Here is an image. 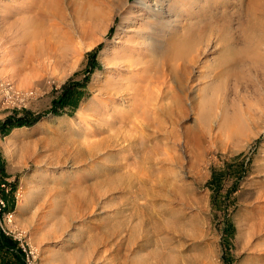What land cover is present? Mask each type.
<instances>
[{"label":"rangeland","instance_id":"obj_1","mask_svg":"<svg viewBox=\"0 0 264 264\" xmlns=\"http://www.w3.org/2000/svg\"><path fill=\"white\" fill-rule=\"evenodd\" d=\"M61 1L59 30H45L38 50L51 66L34 63L32 70L28 60H20L23 86L0 95V122L7 120L0 128V230L21 249L26 264H85L86 259L89 264H264V121L254 108L264 99V0H220L214 30H205V37L213 32L214 39L193 66L197 78L218 63L243 60L238 71L251 74L252 83L235 85L222 76L211 84L202 78V89L191 94L193 110L207 115L203 135L187 104L175 126L179 142L165 139L164 128L154 131L156 121L142 129L154 136L159 152L168 148L170 158L158 153L155 162L153 153L142 171L118 177L105 165L122 162L123 152L107 153L104 144L91 157L84 140L100 136L84 135L79 114L94 124L92 108L107 78L101 50L118 22L110 20L117 5L133 0ZM81 28L87 32L83 37ZM91 39L97 41L87 48ZM2 73L0 84L7 85ZM67 80L77 85L62 107L50 111ZM36 114L40 117L30 125L14 123ZM160 120L169 126L168 115ZM188 127L196 131L187 132ZM184 135L193 147H185ZM74 197H81V206ZM127 245L136 250L125 257ZM115 249L121 251L117 260L111 258ZM0 264H14L7 251L0 252Z\"/></svg>","mask_w":264,"mask_h":264},{"label":"bare ground","instance_id":"obj_2","mask_svg":"<svg viewBox=\"0 0 264 264\" xmlns=\"http://www.w3.org/2000/svg\"><path fill=\"white\" fill-rule=\"evenodd\" d=\"M219 2L220 0H133L132 2L124 1L123 4L115 7L110 24L113 22L114 17L118 19V22L115 25L113 37L101 50L100 60L107 78L104 81L106 84L104 88L102 87V92L99 91V96H101H98L94 108H92L94 114H96L94 124L91 122L93 119L90 121L89 116L92 125L87 123V115L79 114V117L83 119L82 123L85 124L84 135L100 136L97 140H84L83 146L90 152L91 157L104 144V147L110 149L106 151L107 153L117 152L119 155L120 152H123L122 162L117 164L106 163L105 167L109 169L108 173L116 171L113 175L115 174L117 177L121 175L133 176L144 169L147 160H153L151 159L154 157L153 153L155 162L158 161L156 157L158 153L164 158H170L168 148H162L159 152L158 143L152 140L154 136L143 134L142 129L145 126L153 127L156 121L157 127H154V131H163L164 128L165 139L168 136V138H173L175 143L179 142L181 138L177 134L175 126L177 121L185 116L187 104L195 113L194 115L199 122L197 129L203 135V132L206 131L207 115L200 109L193 110L195 105L192 100L195 98L191 94L195 88L197 90L202 89L199 85V83H203L202 78H208L211 84L222 76L226 80L228 78L233 80L235 85L241 82L244 84L252 83L253 80H250L252 78L251 74L244 75L240 70L238 71V67L243 64V60L236 59L218 63L217 66L208 69L207 72L198 71L197 78L193 76L194 64L208 51L209 43L214 39V37L212 38V35L214 36L213 32H210L208 38L205 37V30H214L220 8ZM108 4L110 5V2ZM63 9L61 0H0V69L4 73L5 83L8 82L7 85L0 84L3 86L0 95L2 93L3 95L11 94L12 91H17L23 86L20 85L22 79L18 76L22 68L20 60L22 63L25 62L24 64L29 63V65H32L28 68H32L34 63L35 66L38 64L47 67V69L51 66L50 60H45L42 57L44 53L38 50L41 48L44 35H46L45 30L49 31V28H54L51 32H56L54 30L58 29V21L61 20L64 14ZM108 24L102 31L103 35L109 27ZM86 33L81 28L78 36L83 37ZM91 40L88 45H85L87 48L97 41V39ZM23 53L26 54L27 58L25 57L26 59L22 60L24 57L21 58L20 55ZM13 59L15 60L14 63L12 62ZM17 64L21 68L20 66L16 68ZM220 67L222 68L218 70ZM252 68L255 72L259 70L255 68V64L252 65ZM21 72L20 75L24 74L26 76L25 72L23 74ZM101 73L96 72L94 77L99 78ZM202 73L205 74L202 75ZM22 78L26 79L24 76ZM195 81L196 86L194 85ZM222 93L224 94L223 91ZM263 100L260 97L258 102L255 101L258 107L254 105V108L256 107L258 110L256 116L258 119H262L261 121H264ZM161 114L168 115V127L159 125L164 123L160 120ZM170 114L175 115V117L173 118ZM188 128L187 132H191L193 129ZM154 133L156 134V132ZM184 136H187L182 138L185 147L187 149L193 147L189 135ZM101 152L102 150H100ZM128 158H131L130 162H127ZM74 199L79 206L82 205L81 197H74ZM260 218L263 222L264 217ZM93 249L97 250V247ZM133 250L136 249L132 245H127L125 248L126 253H124L125 257L127 253L131 254ZM115 252L111 258L117 260L116 258L121 251L115 249ZM88 261L90 260L86 259L81 263L89 264ZM113 264L117 263L114 262ZM122 264H126V262H122Z\"/></svg>","mask_w":264,"mask_h":264},{"label":"trees","instance_id":"obj_3","mask_svg":"<svg viewBox=\"0 0 264 264\" xmlns=\"http://www.w3.org/2000/svg\"><path fill=\"white\" fill-rule=\"evenodd\" d=\"M92 59H93V56L91 52L89 53L90 62L92 61ZM74 85H77V84L71 83L70 80L63 82L60 85L59 94L56 97V99L52 101L50 111H55L58 107L63 106L64 104L63 100L66 99L67 92L71 90ZM39 117H40L39 114L31 116V118L18 117L14 120V123L16 125H21V124L30 125L34 123ZM6 121L7 120L0 122V128L4 127V125L6 124ZM5 130H7V128H5ZM1 251H7L11 255L14 264H26L24 257H23V252L21 251V249L16 246V243L11 237L7 236L4 232L0 230V252Z\"/></svg>","mask_w":264,"mask_h":264},{"label":"built area","instance_id":"obj_4","mask_svg":"<svg viewBox=\"0 0 264 264\" xmlns=\"http://www.w3.org/2000/svg\"><path fill=\"white\" fill-rule=\"evenodd\" d=\"M1 207H3V203H2V201L0 200V208H1Z\"/></svg>","mask_w":264,"mask_h":264}]
</instances>
